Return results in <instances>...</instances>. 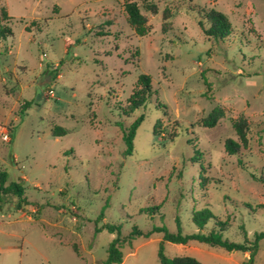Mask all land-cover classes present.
<instances>
[{"label":"rangeland","instance_id":"rangeland-1","mask_svg":"<svg viewBox=\"0 0 264 264\" xmlns=\"http://www.w3.org/2000/svg\"><path fill=\"white\" fill-rule=\"evenodd\" d=\"M133 1L159 7L158 16L142 9L146 37L128 24L127 0H2L0 19L6 9L2 23L13 35L0 40V173L9 176L4 188L22 183L28 203L19 208L13 193L2 195L0 264H104L116 236L96 234L97 226H121L123 236L134 227L178 233L179 218L183 234H194V212L206 208L217 217L206 234L217 221L237 244L264 234V184L256 179L264 171V0ZM166 8L175 16L164 32ZM211 10L232 24L225 40L199 26ZM142 74L153 94L126 116ZM215 110L221 116L209 127ZM141 115L134 153L125 156L122 129ZM242 118L249 146L232 156L225 142L239 141ZM57 126L67 134L53 136ZM258 242L255 264H264ZM161 248L202 264L249 258L155 232L126 244L122 264H160Z\"/></svg>","mask_w":264,"mask_h":264},{"label":"trees","instance_id":"trees-1","mask_svg":"<svg viewBox=\"0 0 264 264\" xmlns=\"http://www.w3.org/2000/svg\"><path fill=\"white\" fill-rule=\"evenodd\" d=\"M1 3L2 0H0V5ZM143 8H145L147 12L151 13L154 16H158L160 14L158 5L152 2H146L143 7L133 0H127V2L125 3L127 22L139 37H146L151 32L149 17L148 15L142 13ZM174 14L175 13L170 8H166L162 12L161 19L162 29L164 32L168 31L171 28L170 22L174 18ZM8 19H10L8 12L6 9H3L2 18L0 19V40H6L9 36L13 35L11 28L4 26L2 23L4 20ZM204 20H206V22ZM204 22L207 23V26ZM198 23L203 33L207 37L212 38L216 41L225 40L233 30L229 18L224 13L217 10H211L207 12L206 15L202 17V21H199ZM152 94V78L149 75L142 74L138 79L137 89L133 92L132 96L128 100V108L123 109L124 114L126 116H129L135 110L143 107L146 104L147 100L152 96ZM26 109L27 107L23 106L21 109V113H24ZM220 116V111H213L209 118L205 121V124L209 127H215ZM143 120L144 115H141L129 128L122 129L123 141L126 145L125 156L133 155L136 132ZM249 126V122L244 118L236 121L234 129L237 136L239 137V141L231 138L226 140L225 149L229 155L236 156L240 153L242 148H248ZM52 133L53 136L56 137H63L67 134L65 129L60 126L55 127ZM8 179V173H0V201L2 200V195L5 192H11L18 198V207L21 208L24 204L28 203V200L25 197V189L20 182H11V184L7 188H4L8 183ZM256 179L258 182L264 184V171ZM107 206L108 204L106 205V207ZM104 216L105 215L103 211L97 221V224H99V222L104 219ZM212 219H217V217H215L213 212L208 208L194 212L193 221L199 229V231L194 234H183L179 218L176 219L179 227L178 233L170 232L166 226L155 227L151 231H141L137 227H134L131 233L123 236L121 226L108 223H105L102 227L97 226L95 229V233L97 234L103 230H107L109 233L116 236L108 248L107 260L104 264H122L124 260L123 248L126 244L132 243V241L138 238L149 239L155 232L163 233L164 240L174 244L187 245L192 242H197L200 244L208 245L210 247L222 248L230 254H234L237 252L249 253V258L243 264H255L259 250L258 241L260 239H264V234L257 235V241L255 242L237 244L224 238V228L227 224L220 221H217L216 229L212 230L208 234L204 233V228ZM75 251L77 252L76 248ZM159 261L160 264H202L198 259L190 256L169 258L164 254L163 248H161L159 252Z\"/></svg>","mask_w":264,"mask_h":264},{"label":"built area","instance_id":"built-area-1","mask_svg":"<svg viewBox=\"0 0 264 264\" xmlns=\"http://www.w3.org/2000/svg\"><path fill=\"white\" fill-rule=\"evenodd\" d=\"M49 95H53V91H48ZM2 135V140L4 142H9L10 141V131H8L7 129H4L1 133Z\"/></svg>","mask_w":264,"mask_h":264}]
</instances>
